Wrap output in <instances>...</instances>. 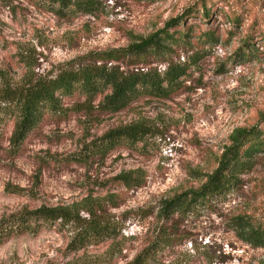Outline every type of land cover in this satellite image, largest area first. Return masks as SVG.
Returning a JSON list of instances; mask_svg holds the SVG:
<instances>
[{
    "label": "rangeland",
    "instance_id": "374dc122",
    "mask_svg": "<svg viewBox=\"0 0 264 264\" xmlns=\"http://www.w3.org/2000/svg\"><path fill=\"white\" fill-rule=\"evenodd\" d=\"M96 1L91 13L59 14L40 0H0V94L28 73L125 49L163 28L188 29L189 36L146 68L162 71L166 60L190 61L194 52L200 60L169 97L144 95L117 112L97 107L102 94L90 102L82 94L64 97L66 111L46 114L18 144L10 140L13 119L2 120L0 229L26 211L89 199L122 230L115 239L72 251L70 230L56 223L17 228L0 235V264H130L156 241L157 258L147 264H264V248L247 244L229 225L245 211L264 217V154L241 175L238 191L188 216L175 213L166 221L162 213L172 196L198 188L236 129L264 125V0ZM207 30L214 42L204 43ZM133 123L149 128L144 140L98 149L106 132ZM124 174L128 179L120 178Z\"/></svg>",
    "mask_w": 264,
    "mask_h": 264
},
{
    "label": "trees",
    "instance_id": "16d2710c",
    "mask_svg": "<svg viewBox=\"0 0 264 264\" xmlns=\"http://www.w3.org/2000/svg\"><path fill=\"white\" fill-rule=\"evenodd\" d=\"M40 1L59 14L69 13L72 9L91 13L97 7L96 0ZM203 8L207 15V6L204 5ZM179 19L175 18L169 25L177 24ZM188 33V29L181 32L175 28L168 32L163 28L148 36L135 38L125 49L91 52L59 63L44 74L28 73L19 85L6 83L0 94V125L4 118L13 119L14 129L10 140L18 144L42 122L46 114L61 115L66 111L62 106L64 97L82 94L90 102L102 94L97 107L107 112L120 111L144 95L169 97L182 86L188 68L200 60L199 52L192 53V58L186 62L166 60L167 65L162 71L146 66L151 63L152 57L161 59L169 55L173 51L172 45L184 43ZM202 36L204 43L216 40L215 34L209 30L204 31ZM120 58H126L124 64L111 63ZM29 67L25 64V68ZM148 133L149 128L140 123L115 128L102 135L98 149L108 151L121 139L140 142ZM259 154H264V125L256 123L236 129L231 143L219 155L216 167L204 175L198 188L181 191L164 202L162 213L167 217L166 221L175 213L183 217L201 211L212 200H220L241 189L244 184L241 175L252 168ZM121 177L128 179L125 174ZM81 211L86 215H81ZM41 223H56L70 230L68 248L72 251L115 239L122 230V224L113 215L106 213V210L100 209L89 199H84L67 205L42 206L26 211L19 216L14 226L0 229V235L17 228L27 231ZM229 225L247 244L264 248V217L245 211L231 216ZM166 227V223L161 225L159 234ZM169 237L164 236L163 239ZM156 243L157 241L153 248L151 244L144 247L130 264H147L151 259L157 258L159 248Z\"/></svg>",
    "mask_w": 264,
    "mask_h": 264
}]
</instances>
